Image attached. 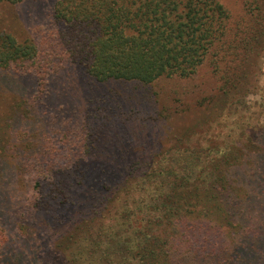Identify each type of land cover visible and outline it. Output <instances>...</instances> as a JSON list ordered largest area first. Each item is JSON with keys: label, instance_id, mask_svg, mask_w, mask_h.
Returning a JSON list of instances; mask_svg holds the SVG:
<instances>
[{"label": "trees", "instance_id": "1", "mask_svg": "<svg viewBox=\"0 0 264 264\" xmlns=\"http://www.w3.org/2000/svg\"><path fill=\"white\" fill-rule=\"evenodd\" d=\"M246 9L230 33L220 0H57L25 36L0 30V264H82L61 242L112 203L119 218L88 253L98 264H264L263 127L245 152L217 144L184 156L175 180L131 184L150 166L153 144H142L115 182L102 175L117 119L105 95L115 104L118 93L98 86L188 79L211 56L224 94H236L242 77L223 62L256 52L264 0ZM30 213L37 239L19 252L6 232L14 225L21 234ZM44 229L51 244L40 240Z\"/></svg>", "mask_w": 264, "mask_h": 264}, {"label": "rangeland", "instance_id": "2", "mask_svg": "<svg viewBox=\"0 0 264 264\" xmlns=\"http://www.w3.org/2000/svg\"><path fill=\"white\" fill-rule=\"evenodd\" d=\"M56 1L28 0L23 5H2L0 30L11 31L20 38L25 36L31 20L36 22L45 19L52 12ZM220 1L230 13L231 33L239 21L247 19L246 7L251 0ZM257 34L254 55L241 56L238 59L230 57L223 62L224 66L236 69V74L242 77L239 86L233 90L236 94H224L222 80L213 70L211 56H208L196 73L188 79L163 78L144 87L135 83L98 86L100 92L114 90L118 93L117 98L112 97L115 104L107 94L105 95V99L107 98L114 108L113 116L117 119L109 127L112 136L107 137L108 142L103 147L102 163L105 171L102 175H106L108 181L115 182L127 162L135 158L142 144L147 148L148 145H156L158 151L149 159V167L146 168L145 163L144 170L139 175L142 176L131 184H156L167 176L175 180L181 171L180 162L186 160L184 156L209 150L214 152L217 144L225 146V152H245L250 147L251 139L257 140L261 128H264V28ZM77 72L82 73L78 67L66 70V73L72 75ZM3 75L8 79L21 81L9 72ZM242 129L244 133L240 134ZM232 138L237 139L233 146L236 150L229 148L232 146ZM150 150L152 149L149 148ZM250 151L252 150L248 152ZM252 155L246 158L244 165H247L244 167L249 168ZM145 161L147 162L148 158ZM211 166L212 164L209 165L208 171ZM24 177L29 180L30 174L26 173ZM132 194L137 197V194ZM138 194L142 192L139 191ZM135 201L132 199L130 202L134 205ZM118 204L121 206L119 202L116 206ZM113 205L114 203L102 209L98 215H90L80 223L77 231L71 232L69 238L61 242V246L70 245L72 251L79 250L77 259H81L82 264H98L88 253L92 246L95 247V243L99 242L113 220L119 218ZM33 215L36 214H29L30 219L25 222L21 234L17 233L14 225L10 226L13 229L6 232L15 238L13 248L19 252L25 249L28 240L37 239L36 230L33 228L38 221L34 220L37 216ZM26 230L30 232L24 234ZM42 233L39 234L42 244H51L52 236L49 231L44 229ZM83 237L85 239L82 241ZM41 264L48 263L45 261Z\"/></svg>", "mask_w": 264, "mask_h": 264}]
</instances>
